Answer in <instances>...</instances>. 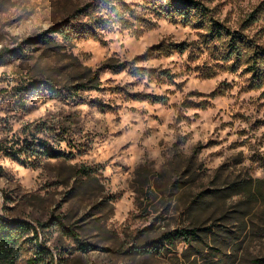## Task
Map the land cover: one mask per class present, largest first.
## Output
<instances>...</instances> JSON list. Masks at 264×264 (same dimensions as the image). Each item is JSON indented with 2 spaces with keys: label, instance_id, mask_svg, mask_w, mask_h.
<instances>
[{
  "label": "rangeland",
  "instance_id": "1",
  "mask_svg": "<svg viewBox=\"0 0 264 264\" xmlns=\"http://www.w3.org/2000/svg\"><path fill=\"white\" fill-rule=\"evenodd\" d=\"M100 1L0 0V142L33 125L66 152H0V215L38 230L16 264H264V86L205 22ZM200 1L264 46V0Z\"/></svg>",
  "mask_w": 264,
  "mask_h": 264
},
{
  "label": "trees",
  "instance_id": "2",
  "mask_svg": "<svg viewBox=\"0 0 264 264\" xmlns=\"http://www.w3.org/2000/svg\"><path fill=\"white\" fill-rule=\"evenodd\" d=\"M100 2H102V4L105 3L104 0H101ZM149 3L153 6L154 11L159 16L170 17L185 25L194 23L203 25V22L208 24L205 37L212 41L223 40L226 43L227 48V52L225 53L226 59L233 60L234 65L239 62L249 64V70L252 72L253 78H255V88H261L264 86V46L261 43L256 42L242 32L231 30L224 23L209 15L211 10L200 0H149ZM120 5L124 7L123 10L118 7L117 3L109 2L108 8L110 11L108 12L112 20L111 23L113 25L120 24L123 29H130L134 26L132 17L135 15L130 11L125 10V6H127L125 3H120ZM101 6L102 5L99 4L96 7V11L91 12L93 21V25H91L92 27H103L107 24L102 22L104 19L103 16L98 15V13L101 12ZM89 7L90 4H87L79 9L78 12L81 13ZM257 13H251L248 15L245 22L248 25H252L259 18L256 17ZM61 32L65 36L72 35L68 28L63 27ZM41 40L48 41L47 38ZM79 86L78 89H82L87 85L81 84ZM213 94H217L216 91ZM147 96L154 102H162L166 100L164 96L160 95ZM35 131L41 132V128L29 125L25 128L24 135H13L10 140L0 142V152L12 156L17 160H21L22 156H25L26 159L33 157L58 158L66 154V152L55 148L49 140L34 139L33 137V139H30V136L28 135H34ZM25 134L28 135L25 137ZM32 232L38 237L37 227L33 224L18 219L5 218L0 215V264H16L22 255L25 244L33 240V238L30 237ZM71 233L75 234L73 231H71ZM38 247L41 252H45L43 245H38ZM89 247V243H83V245H81L82 249H88ZM27 264L53 263L46 259L45 255L43 256L42 254L29 259Z\"/></svg>",
  "mask_w": 264,
  "mask_h": 264
}]
</instances>
